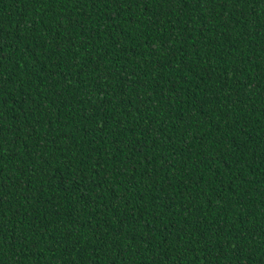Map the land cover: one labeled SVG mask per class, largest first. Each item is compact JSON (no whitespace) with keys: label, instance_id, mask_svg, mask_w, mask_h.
<instances>
[{"label":"trees","instance_id":"1","mask_svg":"<svg viewBox=\"0 0 264 264\" xmlns=\"http://www.w3.org/2000/svg\"><path fill=\"white\" fill-rule=\"evenodd\" d=\"M0 264H264V0H0Z\"/></svg>","mask_w":264,"mask_h":264}]
</instances>
